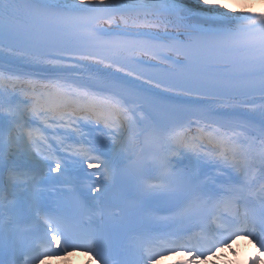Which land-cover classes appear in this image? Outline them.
<instances>
[{
  "label": "snow or ice",
  "instance_id": "obj_1",
  "mask_svg": "<svg viewBox=\"0 0 264 264\" xmlns=\"http://www.w3.org/2000/svg\"><path fill=\"white\" fill-rule=\"evenodd\" d=\"M238 240L264 264V8L0 0V264Z\"/></svg>",
  "mask_w": 264,
  "mask_h": 264
},
{
  "label": "rangeland",
  "instance_id": "obj_2",
  "mask_svg": "<svg viewBox=\"0 0 264 264\" xmlns=\"http://www.w3.org/2000/svg\"><path fill=\"white\" fill-rule=\"evenodd\" d=\"M248 1L249 0H234V2L238 4L247 3ZM245 245H248V244H246V242L243 241V243L239 242L238 244L233 246L231 249L226 248L225 250H222L220 253L221 255L213 257V259L211 260V264H235L236 263L235 256L239 257V254H240L239 252ZM233 251H235L236 255H233ZM50 263L52 262L50 261L46 262V264H50ZM58 263H62V261H58Z\"/></svg>",
  "mask_w": 264,
  "mask_h": 264
},
{
  "label": "bare ground",
  "instance_id": "obj_3",
  "mask_svg": "<svg viewBox=\"0 0 264 264\" xmlns=\"http://www.w3.org/2000/svg\"><path fill=\"white\" fill-rule=\"evenodd\" d=\"M249 7L253 8L255 11H260L262 8H264V0H256L254 3H251L248 5ZM239 262V260H238ZM205 264H210V261L207 259ZM240 264V262H239Z\"/></svg>",
  "mask_w": 264,
  "mask_h": 264
}]
</instances>
